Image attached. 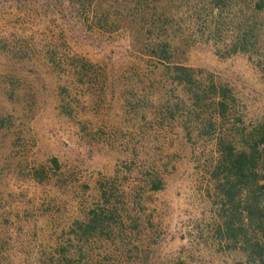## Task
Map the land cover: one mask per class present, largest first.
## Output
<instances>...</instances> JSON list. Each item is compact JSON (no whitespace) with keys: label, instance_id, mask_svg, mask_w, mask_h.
<instances>
[{"label":"rangeland","instance_id":"374dc122","mask_svg":"<svg viewBox=\"0 0 264 264\" xmlns=\"http://www.w3.org/2000/svg\"><path fill=\"white\" fill-rule=\"evenodd\" d=\"M87 2L0 0V264H166L179 255L188 264H239L220 251L212 225L217 132L207 124L212 135L200 133L213 107L201 113L186 102L165 67L153 65L148 39L157 32L144 33L157 12L176 16L172 60L212 74L235 95V114L257 122L264 65L220 55L235 7L218 21L216 47L203 34L217 25L204 8ZM103 185L139 227L119 240L79 242L74 222ZM77 245L81 257L72 254Z\"/></svg>","mask_w":264,"mask_h":264},{"label":"trees","instance_id":"16d2710c","mask_svg":"<svg viewBox=\"0 0 264 264\" xmlns=\"http://www.w3.org/2000/svg\"><path fill=\"white\" fill-rule=\"evenodd\" d=\"M87 1V6H90L93 0ZM237 1H242L239 4L243 5L232 6ZM154 3L157 7L179 3L182 6H192L195 11L204 8L207 12L206 23L212 25L217 22V25L214 30L207 26L208 29L203 34L216 47L215 39L222 33L218 21L221 23L224 14L235 7L234 35L230 44L226 45L228 48L220 55L248 54L255 57L257 67L264 65V0H154ZM163 10L162 13L157 12L156 19L150 26H144L146 39L157 32L154 39L152 36L148 39L151 57L156 60L154 67H165L172 82L184 90L186 102L198 112L205 113L203 104L213 107L214 115L204 116L201 121L203 132L200 134L212 135L211 128L212 133L217 132V156L209 173L214 189L209 197L215 210L212 225L214 234L219 239L220 251L236 253L239 264H264V120L244 123L235 114V95L229 88L216 83L212 74L203 69L184 66L172 60L175 51L173 43L176 39L174 28L178 22L174 15L170 18L164 16ZM138 13L147 15L142 11ZM260 41L262 46H259ZM140 103L141 101L135 102L137 106ZM173 108L169 109L170 112ZM173 115L170 114V118H174ZM226 122L230 126L224 128ZM217 123L219 128L216 130L213 127ZM188 127L186 125L184 130L186 129L190 138L192 133ZM52 163L58 168L57 159L54 158ZM152 184L153 191L161 190L159 183L152 181ZM112 189L109 192L104 185L99 187L97 199L81 219L75 220L74 235L79 242L103 236L115 241L127 235L128 228L132 230L139 227L137 223L131 225V213L129 214L127 207L122 208L117 202L112 203L109 198L115 192ZM75 252L79 257L84 255L83 248L78 245L72 252L73 256L76 255ZM166 264L188 263L179 255Z\"/></svg>","mask_w":264,"mask_h":264}]
</instances>
